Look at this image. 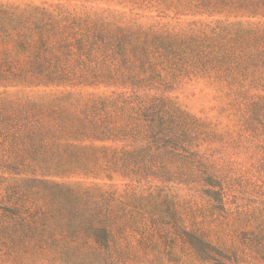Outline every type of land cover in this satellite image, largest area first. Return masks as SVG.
I'll use <instances>...</instances> for the list:
<instances>
[{
    "label": "rangeland",
    "instance_id": "rangeland-1",
    "mask_svg": "<svg viewBox=\"0 0 264 264\" xmlns=\"http://www.w3.org/2000/svg\"><path fill=\"white\" fill-rule=\"evenodd\" d=\"M198 2L0 0L42 19L49 47L36 63L68 78L0 86V264H264V51L249 33L264 30V10L205 11ZM160 36L166 49L153 41ZM89 39L99 45L89 48ZM25 56V67L36 66ZM73 71L116 80L83 82ZM135 96L168 98L194 122L156 117L152 138L27 139L33 116L34 126L44 118L52 128L57 114ZM93 112L111 130L149 129L138 110ZM66 144L144 150L155 175L139 182L84 172L100 162L56 158ZM39 159L48 168L7 166ZM87 189L118 201L87 202Z\"/></svg>",
    "mask_w": 264,
    "mask_h": 264
},
{
    "label": "trees",
    "instance_id": "trees-1",
    "mask_svg": "<svg viewBox=\"0 0 264 264\" xmlns=\"http://www.w3.org/2000/svg\"><path fill=\"white\" fill-rule=\"evenodd\" d=\"M226 6L236 8L244 7L243 9H246L249 14H254L259 9L264 10V0H255L254 2L248 0H199L196 8L198 7L207 11L211 8H224ZM249 33L253 35L254 46L259 44L264 51V30H251ZM43 34L44 26L40 17H36L35 14L31 15L25 13L16 15L14 11H10L9 8H2L0 5V86L24 83L31 84L33 82L36 84L53 85L61 84L68 79L64 72L57 73L48 71L45 68L39 67L36 63L37 61H44L46 59L44 53L48 52L47 48L49 46L47 45V38H45ZM153 41H155L159 47L161 46V49H166L165 44H169L167 37H155ZM97 42V39H89L84 43H87L89 48L92 49L94 46L99 45ZM100 42H102L101 44L103 46H107L109 40ZM79 50H81V48H79ZM21 56H25L29 62L36 64V66L30 64L29 67H25V65H23L24 60H20ZM89 57L90 56H87V60H89ZM67 74L69 77L73 79L77 77L83 82L89 81L88 78L92 81L116 80L115 73L93 72L89 77L82 73L76 75L74 71L70 74L68 72ZM96 108L100 109V111H104L107 108H111L115 111L138 110L143 120L147 121L149 129L144 132L142 127L134 126L131 128V132L123 131L121 128L111 130V128H108L106 122L100 121L99 119H97L98 121L95 120L96 118L93 111H95ZM168 113L176 122L175 126L178 124L190 125L194 122L189 115L185 114L179 108L174 107L172 101L168 98L151 99L135 96L129 99L123 98L121 104L119 99L111 104L101 103L99 107L97 104L85 105L81 108L78 116L74 115L73 117H68L66 114H57V116L51 118L52 128L47 127L46 124L44 125V118H42L40 124L34 126V123H37L35 119L37 116L35 118L33 116V126L27 128L29 129L27 139L31 143L37 142L38 140L47 141L48 139L83 141L86 138H92L101 140L108 137L107 135L111 131H117V134L121 136H124V134H133L135 137H140L141 135L143 137L152 138L153 134H156L152 131V127H155L153 126V119L157 117L159 122L162 123V116ZM160 129L162 130V125H160ZM158 134L160 136L163 135V133ZM174 138L176 140L180 139L177 136ZM63 148L64 154L61 156L56 155V158L73 163L96 164L100 162V165L96 166L97 168H94L95 166H90L84 170V172L90 174L103 173L108 179H111L113 175H119L122 178L137 180L139 182L147 177L155 175L153 167L155 168L156 161H154V159L145 160L143 154L144 150L141 149L118 151L107 147H92L91 145L73 146L72 144H66ZM39 163L42 165L44 164L45 169L48 168V164H46L47 160L45 159L32 160L29 163L24 161L14 162L12 164L13 166H9L10 164H7V166L14 167L18 164L19 166L33 165V167H36ZM26 167L29 168V166ZM41 168L43 167L41 166ZM207 177H210L205 180L207 185L214 187V185L210 184L212 182H208L212 177L209 175ZM44 183L46 184V182ZM75 185H77L76 187L82 188L80 186L81 184ZM90 192L92 191L87 189L81 194V196L84 195L86 197L87 202L93 201L101 205H110L118 201L117 198L113 197V192L106 193L99 189H95L96 193L90 194ZM205 245H207L206 251H211L209 244ZM202 259L204 260L205 258Z\"/></svg>",
    "mask_w": 264,
    "mask_h": 264
}]
</instances>
